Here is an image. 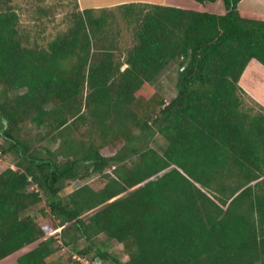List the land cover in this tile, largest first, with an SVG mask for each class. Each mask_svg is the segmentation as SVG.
I'll return each instance as SVG.
<instances>
[{
    "label": "trees",
    "instance_id": "obj_1",
    "mask_svg": "<svg viewBox=\"0 0 264 264\" xmlns=\"http://www.w3.org/2000/svg\"><path fill=\"white\" fill-rule=\"evenodd\" d=\"M22 1L0 0V136L10 147L0 146L19 155L0 171V260L38 240L19 264H47L60 249L30 213L45 199L64 244L92 260L264 264V106L240 85L252 59L264 65V16L240 10L242 0H223L224 13L77 8L42 43L22 25ZM176 60L168 101L155 83ZM27 123L40 147L15 138ZM74 180L84 182L71 189ZM101 234L129 259L103 249Z\"/></svg>",
    "mask_w": 264,
    "mask_h": 264
},
{
    "label": "rangeland",
    "instance_id": "obj_2",
    "mask_svg": "<svg viewBox=\"0 0 264 264\" xmlns=\"http://www.w3.org/2000/svg\"><path fill=\"white\" fill-rule=\"evenodd\" d=\"M194 2L198 5L200 4L197 1ZM21 3L22 10L20 16L22 25L25 27H29L32 30V34L37 33V38L42 43H46L48 40L52 39L57 32L66 27L67 19L72 11L76 10L77 8L82 9L79 0H23ZM81 3L84 4V6H87V0H81ZM208 9L210 8L208 7ZM241 9H251L260 13H264V7L258 5L253 8H246L245 5H242ZM257 62L258 60H251L246 73L251 74V71L255 69V71L260 72L261 70L257 68V66H259V62ZM179 67L180 60L175 66V73H178ZM171 92H174V85L172 89L171 87H168V90L166 91V97L169 98L167 99L168 101L171 99ZM246 101L249 106L255 105L254 102L248 97L246 98ZM39 132L40 130L36 128L33 124L27 123L23 126L20 132H14V136L19 140H28L33 147H40L35 143ZM41 132H43V130H41ZM0 142L6 148L10 147V143L4 140V138H2L1 136ZM155 143L153 145H155L159 149L165 146V140L159 135L156 136ZM39 145H41L42 147L48 146L50 148H56L57 146V144L52 143L50 140H44L39 143ZM116 150V147H105L102 149V153L104 155H112L116 152ZM18 160V153L15 150L9 149L8 152L4 153V155L2 156V161H0V171L8 167L17 168L15 163ZM83 182L75 180L74 185H71V189L76 188L78 185H80V183ZM45 203V199H43L38 207H35L30 210V213L41 224L50 226L52 228V231L49 233L48 236L55 235L58 240L56 245H59L60 249L47 259V264H74V262L69 259V255H72V258L75 259L78 254L72 251L70 247L64 244L61 235L62 227L54 228L53 216L49 213V209L45 205ZM39 207H45L47 214L43 215ZM97 243L116 258L123 261L129 259L128 253L124 248V245L115 240L108 239L105 234H101L97 237ZM79 244H83V241H80ZM29 248L32 247L30 246L25 250H28ZM14 259L15 257L13 256L11 259H5L3 261H0V264H8V262L10 263L11 261H14ZM103 264H115V262L113 259H111L110 262H103Z\"/></svg>",
    "mask_w": 264,
    "mask_h": 264
},
{
    "label": "crops",
    "instance_id": "obj_3",
    "mask_svg": "<svg viewBox=\"0 0 264 264\" xmlns=\"http://www.w3.org/2000/svg\"><path fill=\"white\" fill-rule=\"evenodd\" d=\"M194 1L196 0H87V6H84V4L81 3V0H79V3L82 9L88 8V7L100 8V7H107V6H117L120 4L148 3V4H159V5H164V6L183 7V8L208 11V12H214V13H224L225 12V5H224L223 0H217L214 2L207 1L205 3L199 2L200 3L199 5L196 4ZM242 5H245L246 8H251V7L253 8L256 5L264 7V0H242L239 4L240 10H242L241 9ZM208 7L210 9H208ZM242 11L253 12L255 14L264 16V13H260L258 11L251 10V9L242 10ZM177 62L178 60H176L174 63H171L169 66H167L164 69V71L159 75L155 83L156 88L165 96L166 100L169 99L166 97V94H167L166 91L168 90V87H171L172 89L174 85V92H171L172 95L170 96V98L174 97L177 92L176 81H177L178 73L177 72L175 73V70H176L175 66ZM249 63L240 78V85L252 99L256 100L258 103L264 106V65L261 62H259L258 63L259 66H257V68H259L261 71L257 72L255 71L256 70L255 69L251 71L252 72L251 74H249V73H246ZM125 67L126 65L124 66V68ZM73 182H75V180ZM38 242L39 240L23 247L22 249L12 253L11 255L5 257L4 259L0 261H3L5 259H11L14 256L15 257L14 261H11L10 263L8 262V264H19L18 258L22 254L34 249L38 245ZM30 246L32 248L25 250Z\"/></svg>",
    "mask_w": 264,
    "mask_h": 264
},
{
    "label": "built area",
    "instance_id": "obj_4",
    "mask_svg": "<svg viewBox=\"0 0 264 264\" xmlns=\"http://www.w3.org/2000/svg\"><path fill=\"white\" fill-rule=\"evenodd\" d=\"M2 156H3V152L0 146V161H2ZM72 185H74V182ZM33 188L37 189V186H34ZM76 259L80 262V264H103V262L99 258L92 260L91 258L87 256L77 255Z\"/></svg>",
    "mask_w": 264,
    "mask_h": 264
},
{
    "label": "water",
    "instance_id": "obj_5",
    "mask_svg": "<svg viewBox=\"0 0 264 264\" xmlns=\"http://www.w3.org/2000/svg\"><path fill=\"white\" fill-rule=\"evenodd\" d=\"M115 199V198H114Z\"/></svg>",
    "mask_w": 264,
    "mask_h": 264
}]
</instances>
